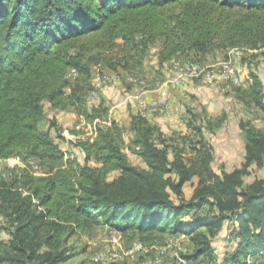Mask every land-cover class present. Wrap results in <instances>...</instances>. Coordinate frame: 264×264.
<instances>
[{
  "label": "trees",
  "instance_id": "1",
  "mask_svg": "<svg viewBox=\"0 0 264 264\" xmlns=\"http://www.w3.org/2000/svg\"><path fill=\"white\" fill-rule=\"evenodd\" d=\"M157 40L160 66L191 53L203 62L229 49H264V0H0V160L34 159L45 170L0 176V231L7 235L0 264H64L73 255L69 239L101 226L143 243L157 233L188 234L194 249L187 258L206 257V264H250L248 256L264 250V178L246 181L253 166L264 168V128L240 120L243 161L217 173L205 132L222 117L192 115L188 132L171 135L140 112L128 128L112 120L76 142L83 162L67 158L39 127L43 101L88 123L109 121L104 101L86 100L91 66L136 73ZM248 69L250 85L236 87L237 96L264 114L262 80ZM126 139L144 167L129 161ZM193 179L187 197L183 188ZM221 236L231 246L217 259L213 242Z\"/></svg>",
  "mask_w": 264,
  "mask_h": 264
},
{
  "label": "rangeland",
  "instance_id": "2",
  "mask_svg": "<svg viewBox=\"0 0 264 264\" xmlns=\"http://www.w3.org/2000/svg\"><path fill=\"white\" fill-rule=\"evenodd\" d=\"M159 45H161L160 40H157L152 43L148 47V52L144 60L145 65L148 66L146 67L145 74L146 76H149L151 78L153 73L158 71L160 73L164 71L161 70L164 67H158L156 65L157 63H155L157 61V51ZM253 52L254 51H246V48H244L243 50L229 49L227 53H225L226 57L223 56L224 54L216 53L217 56H209L200 60H203V62H215L223 58L231 59V63L235 67L236 72L240 77L241 83H244V85L239 88H241L242 90H246L248 86L246 82V77L248 76L249 67L251 71L258 74L259 77L264 80V49L257 50L254 53ZM252 53L254 55H251ZM242 57H245L244 59L246 62H243V60L241 59ZM180 59L185 58L183 57ZM95 66L96 65L91 66V74L93 73L94 75H96L98 73L100 75H103L104 72L99 70V66L98 68H94ZM186 66L187 65H181V74L187 76V82L185 83L187 90L183 89L182 85L177 91L181 92V94L183 93V96H186V98H192L191 95L195 94L197 98V100H195L196 104H200V106H203L202 103H209L208 112H199L198 114L205 115L206 113L207 116H210V119L213 120L219 117L223 118V123L221 125L216 126L212 133L206 131L205 135L213 147L212 168L214 169V171L217 173H221L223 171H231L233 168L238 167L241 164L244 156V137L241 130L239 129L240 119L249 120L258 127H264V116L253 106L246 104L240 99L237 100L235 98L233 91L237 86L241 85L222 83L220 81H217L216 77H213L210 80H206V78L204 77L205 70L215 71L220 65H216L214 68H211L210 64H207L206 66H203L201 64L197 65L198 68L203 70L202 73L197 77L188 76L185 71ZM179 68H177V71L173 76H180ZM108 74L106 76L108 77V79H110V75L108 76ZM115 75L116 78L107 81L106 85H115V87H113L112 89H115L113 94L115 95V97H117V99H124L125 101L129 100V93L131 91H134L130 86L132 84L127 81L128 75L131 74L121 75L114 73V76ZM75 76L76 72L74 70H69L66 73V78L69 81H73ZM121 78H123L124 81H126L129 85L123 82ZM196 79H200L201 82ZM115 80L117 81L115 82ZM169 80L170 76H168L167 81L165 82L166 87H169ZM176 81L178 82V85H176V87L174 88L172 87V89H175L180 86V80ZM213 81H217L222 86L210 85ZM137 89L138 88L135 87V90ZM145 90L146 89H144L143 91ZM230 92L232 94H230ZM169 93L170 92L167 91V96ZM94 97L95 96L92 94L90 99L88 95L87 100L94 101ZM127 103L128 101H126V105H128ZM42 104L44 108V116L39 123V127L44 131L48 130L50 134L56 138L65 155H68L70 153L74 157H76L80 162H83L82 151L75 144L78 140L81 139L69 138L68 134H65L64 136L62 130L61 132H58L59 127L56 121L53 119V113L55 108L51 107L47 101H43ZM192 115L195 114L189 113L188 117H191ZM53 121L56 123L57 127H49L50 122ZM77 123L79 122L76 121L71 123L69 127H67L68 132L73 133L75 136L79 135V137L90 139V137L93 136V133L95 131L93 126L89 128L87 125H82L79 127V129H76L75 127ZM170 129L171 128H169L167 125L164 130L167 133H170ZM128 137L129 135L127 134V138ZM126 142L127 143L124 147V150L128 156L129 161L132 164L144 167L145 164L143 160L137 155L133 154L129 149L128 146H130V144L128 143V139H126ZM21 167L26 168L37 175L45 174V170H43L41 166H39L38 162L34 159H28L23 162L15 158H9L0 160V176H2L3 173L9 174L10 171L13 170V168ZM116 175L117 172L111 173L109 175V179H112ZM254 178H264V168H258L256 166H253L251 174L246 177V181L251 182ZM195 183L196 179H193L191 182L186 183L184 185L183 189L187 197L192 194L193 186ZM1 222L2 216L0 214V223ZM130 235V232H116L110 230L107 226H101L98 229L94 230L92 235L73 236L69 239L68 242L70 251L73 255L71 259L64 264H105L104 259L101 260L99 254L104 255L105 257L107 253H109L110 250H112L113 248H116L117 250L122 252L129 248L134 242H141L137 236ZM81 236H84L86 238L89 237L88 239L91 243H85V241H82ZM155 237L156 238L149 243L141 242L145 246L146 251L139 253L134 258L123 257L122 259L112 264H206V262L208 261V258L206 257H199L196 259L187 258L190 254L193 253L194 249V245L190 241L188 234H172L167 232L157 233L155 234ZM6 238V233L0 231V239ZM83 242L86 245H84ZM213 245L215 248V255L218 257L217 259H220V254L224 250L230 249L231 246L223 236L216 239L213 242ZM83 246L85 247L83 248ZM247 261L250 262V264H264V250L259 252V254L256 256H248Z\"/></svg>",
  "mask_w": 264,
  "mask_h": 264
},
{
  "label": "crops",
  "instance_id": "3",
  "mask_svg": "<svg viewBox=\"0 0 264 264\" xmlns=\"http://www.w3.org/2000/svg\"><path fill=\"white\" fill-rule=\"evenodd\" d=\"M159 48H160V45L158 47V51H159ZM158 51H157V54H158ZM193 56H196L195 53H191L190 57L188 56V58L190 59ZM215 56H217V55H215ZM196 57H199V56H196ZM180 58H183V56L174 57V59H177V60H179ZM188 58L186 57L185 59H188ZM190 60H192V59H190ZM155 63H157L156 65L158 67L160 66L158 63V59ZM203 63H205V64H201V65L206 66L207 64H211L213 62H203ZM146 67H148V66H146L145 62H144L143 67L140 71L133 73L134 75H132V74L128 75L127 81L130 84H132V85H130L132 90H135V87H136V88H138L137 89V92H138L140 83L144 84V89H146L140 95L138 93L132 94V98L134 101L133 100H126V101H128V103H127L128 105H126V101L124 99H117V97H115V95L113 94L115 89H112V88L115 87V85H112V84L106 85V82L110 80V79H108V77L106 75L109 73L108 76L109 75L114 76V72L109 70V69L99 67V70L104 72V73H103V75H100L98 73L96 75H94L93 73L91 74L90 82L93 86L94 91L92 90L87 94L86 100H87L88 95L90 98L92 93H93L95 95V97H94L95 100L94 101H91V100L88 101L87 100V102L89 104H98L99 102H101V100L104 101V103L109 108V121H98V120H96L93 123H88L84 120V118L77 116L76 112L71 108H67V109H63V110L55 108L54 113H53V119L56 121L59 129L62 128L61 130L63 131L64 136H65V134H68L69 138H76V139H81V140L88 139V138L79 137V135L75 136L73 133L68 132L67 127H69V125L71 123L76 122V121L79 122L76 124V127H75L76 129H79V127L82 125H87L89 128L91 126H93L95 131L93 133V136L90 138H93L95 136L98 127H100L102 125H109L112 120L116 121L118 124L124 126L125 128H128L131 116L139 114V112H140L138 109L139 108V101L145 100L148 98H150V100L158 99V95H156L157 90L160 88V86H161V88H168V87H166L165 82L167 81L168 76L174 75L176 73L177 68H178V67L172 68L171 62L169 60V61L165 62L163 65H161V67H164L161 70H164V71H162L160 73H159V71L153 73L152 78H151L149 76H146V74H145ZM94 68H98V66H95ZM166 70H168V71H166ZM119 72L123 73L125 75L124 72H121V71H119ZM247 78H248V76L246 77V82L248 84L246 89H248V87L250 85ZM121 79H123V78H121ZM196 80L201 82L200 79H196ZM261 80L263 83V92H264V80L263 79H261ZM116 81L117 80H115V82ZM185 83L181 84V86L183 85L182 86L183 89L187 90ZM126 84H127V82H126ZM134 84H135V86H134ZM127 85H129V84H127ZM210 85H221V84H219L217 81H213ZM242 86H237V87H242ZM179 87L180 86L169 91L170 93L167 96V112H149L147 114V115H150L147 117L149 119V121L153 125L159 126L165 133H167V132L164 129L168 125V127L171 128L170 129L171 132L167 133L168 135H171L173 133L183 134V133L188 132V130H190L187 128V124H186L188 119H189V117H188L189 113H194L198 118H202V120L204 118L210 119V116H207L206 113H205V115L198 114L199 112L200 113L208 112V110H209L208 104L209 103L208 104L202 103L203 106H200V104H196L195 100H197V98H196L195 94L191 95L192 98H190V97L186 98V96L185 97L183 96V93L181 94V92L177 91V90H179ZM233 92H234L235 98L237 100H239L237 93H236V90H234ZM230 94H232V93L230 92ZM258 111L261 112L260 110H258ZM262 115L264 116L263 113H262ZM256 127H258V126H256ZM259 128H264V127H259ZM82 155H83L82 158L84 159L83 152H82ZM66 157L76 159L77 161H79L76 157H74L70 153L68 155L66 154ZM81 237H82V241H85V243H91L88 239L89 237H87V238L84 236H81ZM85 243H84V245H86ZM84 247L85 246H83V248ZM83 248H81V249H83Z\"/></svg>",
  "mask_w": 264,
  "mask_h": 264
},
{
  "label": "built area",
  "instance_id": "4",
  "mask_svg": "<svg viewBox=\"0 0 264 264\" xmlns=\"http://www.w3.org/2000/svg\"><path fill=\"white\" fill-rule=\"evenodd\" d=\"M231 59H220L216 62H213L210 64L211 68H214L216 65H228L230 66ZM200 64H205V63H196L195 60H190V59H179L177 62L173 63V67H180V76H173L170 75V84L168 88H160L157 90L156 95H158V102H150V98L141 100L139 102V111H141V107L145 105H155V108L159 107H167V91L172 90V80H180V87L181 84H184L186 82L187 76H184L181 74V65H188L190 67H195ZM227 77H233V71H231V74H223L222 77L218 80L225 79ZM115 76H110V79H115ZM217 80V81H218ZM207 84V83H205ZM244 83H241V81H238V85H243ZM132 94H137V90L131 91L129 93V100H132ZM146 251L145 246L141 242H134L129 248L126 250L120 252L116 248H113L110 250L109 253L104 257V255L99 254L101 257V260L104 259L105 264H112L123 257L125 258H134L136 257L139 253H142Z\"/></svg>",
  "mask_w": 264,
  "mask_h": 264
},
{
  "label": "bare ground",
  "instance_id": "5",
  "mask_svg": "<svg viewBox=\"0 0 264 264\" xmlns=\"http://www.w3.org/2000/svg\"><path fill=\"white\" fill-rule=\"evenodd\" d=\"M177 61L178 60L177 59H174V57H173L170 60L171 65L173 66V63L174 62H177ZM185 71H186V74L188 76H190V77H197V76H199L202 73V71L199 68H197V67H190L188 65L185 67ZM231 71H233V77H227V78L222 79V80H219V81H221V82H228L230 84L237 85L238 84V81H240V79H239V76H238V74H237V72L235 70V67L231 63H230V66H228V65H221L220 66V68L218 69V72L216 74V79H220L223 74H231ZM204 77L206 78V80H210L214 76H213L212 71L208 70V71L205 72ZM168 83L170 84V80H169ZM176 85H178V82L176 80H172V87L174 88V87H176ZM143 90H144V84L140 83L139 84V91H138V93H142ZM150 102H158V99L150 100ZM166 109H167V107L155 108V105H145V106H142L141 107L140 113L141 114H144V115H147L149 112H166Z\"/></svg>",
  "mask_w": 264,
  "mask_h": 264
}]
</instances>
